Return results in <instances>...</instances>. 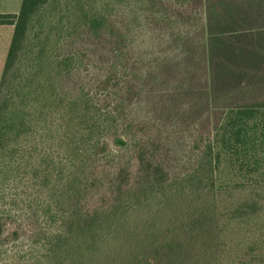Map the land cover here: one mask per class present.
<instances>
[{"label": "trees", "instance_id": "16d2710c", "mask_svg": "<svg viewBox=\"0 0 264 264\" xmlns=\"http://www.w3.org/2000/svg\"><path fill=\"white\" fill-rule=\"evenodd\" d=\"M0 26V250L264 264V0H22Z\"/></svg>", "mask_w": 264, "mask_h": 264}, {"label": "rangeland", "instance_id": "374dc122", "mask_svg": "<svg viewBox=\"0 0 264 264\" xmlns=\"http://www.w3.org/2000/svg\"><path fill=\"white\" fill-rule=\"evenodd\" d=\"M22 0H1L0 12L18 11ZM13 28L10 26H0V73L2 70L4 58L11 40ZM224 202H228L225 200ZM223 202H221L222 204ZM28 247L24 244H15L7 246L0 250V264H31L29 256L23 257L24 250Z\"/></svg>", "mask_w": 264, "mask_h": 264}, {"label": "crops", "instance_id": "0c3cea01", "mask_svg": "<svg viewBox=\"0 0 264 264\" xmlns=\"http://www.w3.org/2000/svg\"><path fill=\"white\" fill-rule=\"evenodd\" d=\"M0 2H1V0H0ZM18 11H19V10H18ZM18 11H15V10L13 11V10H12V11H3V12H18Z\"/></svg>", "mask_w": 264, "mask_h": 264}]
</instances>
